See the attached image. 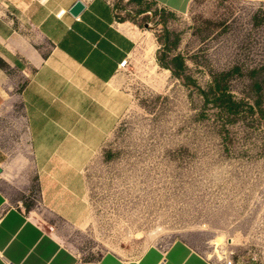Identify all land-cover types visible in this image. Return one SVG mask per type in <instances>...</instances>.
<instances>
[{
    "label": "rangeland",
    "instance_id": "1",
    "mask_svg": "<svg viewBox=\"0 0 264 264\" xmlns=\"http://www.w3.org/2000/svg\"><path fill=\"white\" fill-rule=\"evenodd\" d=\"M116 2L119 21L140 35L130 69L115 80L126 93L125 117L86 169V224L59 232L61 241L79 264L108 253L134 258L174 241L210 264H264V119L245 112L225 125L197 90L208 88L212 72L239 67L231 91L250 104L260 97L264 108V2L194 0L180 15L155 4L139 14L127 0ZM165 28L180 37L172 54L184 56L187 79L158 62ZM10 116L0 115V141L14 158ZM6 189L11 204L36 209L34 176L26 191Z\"/></svg>",
    "mask_w": 264,
    "mask_h": 264
},
{
    "label": "crops",
    "instance_id": "2",
    "mask_svg": "<svg viewBox=\"0 0 264 264\" xmlns=\"http://www.w3.org/2000/svg\"><path fill=\"white\" fill-rule=\"evenodd\" d=\"M77 1L0 0V115H11L18 153L10 158L0 141V264H79L59 232L86 224V169L104 156L125 117L126 93L115 80L119 64L132 59L139 32L119 21L116 0H82L85 7L73 16ZM193 1L127 0L139 14L155 4L178 15ZM33 176L36 209L28 213L8 201L6 186L26 191ZM96 264L210 261L186 241H174L134 258L108 253Z\"/></svg>",
    "mask_w": 264,
    "mask_h": 264
},
{
    "label": "trees",
    "instance_id": "3",
    "mask_svg": "<svg viewBox=\"0 0 264 264\" xmlns=\"http://www.w3.org/2000/svg\"><path fill=\"white\" fill-rule=\"evenodd\" d=\"M140 1V0H137ZM175 35L172 40L171 36ZM163 53L157 56L159 64L172 72V76L178 79H187V65L185 58L181 53L172 54V50L176 49L180 43V37L173 31L165 28L163 36ZM169 72V71H166ZM239 67H234L229 70L220 72H212V80L207 89L197 87L198 93L204 98L205 104L213 103V106L218 109V116L223 120L225 125H233L241 119L245 112H250L251 115H258L260 120L264 119V108L261 106L260 97L255 101V104H250L245 100H239L233 94L230 88V80L235 73H240ZM258 71H254L257 73ZM255 88H261L259 82L255 83ZM111 156H107L110 159Z\"/></svg>",
    "mask_w": 264,
    "mask_h": 264
},
{
    "label": "built area",
    "instance_id": "4",
    "mask_svg": "<svg viewBox=\"0 0 264 264\" xmlns=\"http://www.w3.org/2000/svg\"><path fill=\"white\" fill-rule=\"evenodd\" d=\"M67 11L62 10L60 11V13H58V17L61 18L63 15L66 14ZM77 19L79 20L80 18L77 17ZM132 64V59L130 57L124 59L120 64H119V70L121 73H126L128 72V70L130 69V66ZM0 222H1V215H0ZM230 264V262H229Z\"/></svg>",
    "mask_w": 264,
    "mask_h": 264
},
{
    "label": "water",
    "instance_id": "5",
    "mask_svg": "<svg viewBox=\"0 0 264 264\" xmlns=\"http://www.w3.org/2000/svg\"><path fill=\"white\" fill-rule=\"evenodd\" d=\"M85 7V4L82 0L77 1L70 9V13L73 16H78V14L82 11V9Z\"/></svg>",
    "mask_w": 264,
    "mask_h": 264
}]
</instances>
